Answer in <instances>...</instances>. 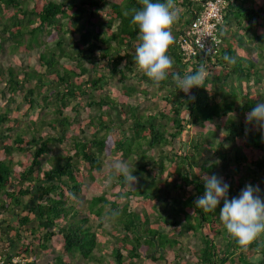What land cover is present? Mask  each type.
<instances>
[{
    "label": "trees",
    "instance_id": "trees-1",
    "mask_svg": "<svg viewBox=\"0 0 264 264\" xmlns=\"http://www.w3.org/2000/svg\"><path fill=\"white\" fill-rule=\"evenodd\" d=\"M227 1L225 25L230 21L241 25L240 17L244 16L249 32L251 21L259 12L264 15L263 6L254 9L252 3L243 6L242 0ZM194 5L193 0H174L180 11L166 52L173 65L167 70V79L156 87L132 59L139 29L130 21L133 10L142 7L140 0H0V41L8 40L11 49L25 52L40 49L37 62L41 67L27 65L19 70L0 63V83L4 86L0 94L9 103L21 94L17 109L24 115L44 108L52 115L19 127L9 107L0 111L2 257L21 256L26 259L23 264H32L39 250L47 252L49 244L58 241L61 253L54 256L52 264H77L69 259L75 255L100 264H140L144 258L187 264L176 249L181 243L177 237L191 231L202 243L194 264H232L235 260L264 264V233L248 246L247 251L255 254L248 258L247 251L230 238L225 227L222 229L217 210L215 216V212L209 214L194 205L205 191L203 175L222 177L229 185V199L238 196L245 185L255 186L259 175L264 176V138L254 124H246V114L264 99V90L257 95L236 92V85L233 91L227 82L232 77L240 84L251 81L258 85L263 81V68L251 61L244 64L243 58L223 43L212 58L197 54L184 61L177 40L189 24ZM182 21L178 28L176 24ZM54 33L57 39L49 45L46 39ZM64 34L70 37L65 39ZM226 55L234 57V62L226 61ZM201 65L207 69L203 86L193 87L189 95L174 86L173 73L184 76ZM112 81L119 84L117 95L104 91ZM145 84L156 88L150 93ZM148 92L149 100H162L161 108L148 112L127 100ZM81 99L85 124L78 118ZM68 107L74 110L73 116L65 113ZM234 111L241 113V118L234 119ZM207 122H215L208 137L211 155L199 159L205 146L201 131ZM43 126L49 127L46 133H41ZM192 128L201 131L189 142ZM217 130L223 132L219 141ZM179 140L187 143V150L174 148ZM65 141L68 146L54 150ZM167 146L172 147L170 151ZM51 151L55 153L50 155ZM15 153L22 154V160L15 158ZM111 154L121 157L137 181L129 187L123 177L114 176L109 188L86 195L84 206H79L84 179H93L101 170V156ZM43 161L47 168L42 167ZM217 166L224 170L222 175ZM241 167L243 174L239 173ZM115 183L120 191L108 198ZM132 197L144 204V209L128 210ZM222 207L223 200L217 209ZM155 210L161 211L155 217L159 222L151 221ZM103 215L114 220L112 236L117 243L109 251L108 262L94 252L101 249L103 240L97 239L92 220ZM161 224L172 228L166 232ZM170 253L172 258L167 260ZM30 257L32 261H28Z\"/></svg>",
    "mask_w": 264,
    "mask_h": 264
},
{
    "label": "clouds",
    "instance_id": "clouds-1",
    "mask_svg": "<svg viewBox=\"0 0 264 264\" xmlns=\"http://www.w3.org/2000/svg\"><path fill=\"white\" fill-rule=\"evenodd\" d=\"M142 7L134 9L131 24L138 26L133 63L138 69L151 79L157 86L168 77V69L173 65L172 59L166 55L167 49L173 42L170 27L179 14V8L174 6V0H165L163 3H153L152 0H140ZM127 15V13H126ZM230 63L234 57L225 56ZM207 76V69L201 65L194 73L181 76L172 74V81L176 88L186 95L193 87L203 86ZM190 99H195L190 96ZM246 124H254L261 131L264 138V99H260L255 107L246 114ZM113 175L123 177V183L132 187L137 177L130 171L123 161L112 163ZM113 177H109L111 181ZM204 193L198 196L194 205L204 212H213L223 200L219 218L222 221L230 238H233L243 251L264 233V198L260 195L258 185L247 184L238 196L228 198L229 185L217 175H203ZM259 259V257H257Z\"/></svg>",
    "mask_w": 264,
    "mask_h": 264
},
{
    "label": "rangeland",
    "instance_id": "rangeland-1",
    "mask_svg": "<svg viewBox=\"0 0 264 264\" xmlns=\"http://www.w3.org/2000/svg\"><path fill=\"white\" fill-rule=\"evenodd\" d=\"M249 2L250 3L253 2V4H255V5L261 4V6L264 7V0H245V1L242 0V4L244 6L246 5L245 7H247V5L250 4ZM100 15L102 18L103 15L102 14H100ZM184 15H185V18L188 19L187 14H184ZM262 18H264V17H262ZM240 19L243 21L241 27L246 26L248 22L246 21L245 17L241 16ZM182 23H184V22L182 21L180 24H176V26H178V28H180L182 26ZM244 24H246V25H244ZM252 25L255 27H252V30H250V34H248L247 36L245 35L246 32H244V30H242V28L238 27L237 25H236V29H234V31L231 30L229 32L230 37H227L226 35L224 36L225 33H220L221 42L223 41V43H225L226 45H229L230 47L234 48L235 55H239V54H242L244 52L251 53L252 51H254L255 47L251 46V44H253L254 46H257V47L260 46L261 49H263V46H264V26L262 27V25L261 24L259 25L257 22H255ZM174 29H175V25L172 24L169 30L172 33ZM240 35L242 36V41L244 39L247 42H248V40L251 41V43L249 42L250 44H248V46H247V48H249V50H246L245 46L237 47V43H239V42H237V38H238V40L241 39ZM63 36L65 39H68L70 37L68 34H64ZM76 37H77V35H74L73 38H76ZM56 39H57V34L54 33V34H51L49 37H47L46 41L49 45H52V44H54ZM0 43H1V46H0V63L3 66L12 65V66L18 68L19 70H21V69L27 68V65H28V66H32V67H36L38 69L39 68L41 69V67H39L38 62H37V55H38L40 49H34L30 52H25V51L20 50V49H15V48L11 49L12 44L8 40H5L3 43L0 41ZM62 61L67 62L65 59H62ZM261 75H263V74H261ZM227 82H228L229 88L232 87L231 89H233V91H234V87H235L234 85H236L237 82L235 80H233L232 77H230ZM242 83L244 85V88L238 90V87L237 88L235 87V91L238 92L240 90H243L245 92H249V90L251 89L250 87L247 86L249 82L246 83L245 81H242ZM250 83H252V82L250 81ZM145 85H146L147 91H149L150 93H151V91H154L156 87H158L156 85H155L156 87L154 85H148V84H145ZM262 85H263L262 87H259V85L254 84L253 85L254 91L256 88L264 90L263 89L264 77H263ZM118 86H119V84H116L115 82L112 81L111 83L106 85V87H105L106 89L104 88V91H110V92H112V94L117 95L118 94ZM0 88H2V89L4 88L2 83H0ZM209 90H210V88H209ZM149 92L146 94V96H144V94L140 93L137 95L130 96L129 98H127V100L132 104H138L140 107L143 108L144 111L149 110L148 112L155 111L156 109L161 108V105L163 104L162 100H159L158 97L149 100V95H150ZM258 92H256V94ZM14 98H15V102L9 103L8 100L6 98H4L3 96H1V94H0V111L4 110L6 107H9L11 110L10 111L11 117L19 120V122H20L19 127L25 126L30 120H35L36 118H39L40 116H44V118H46V119L52 117L51 114L47 113L49 111V109H47V108H44L40 112L36 111V112H33L29 115H24L21 113V110L17 109V104H19L21 102V94H19V93L16 94L14 96ZM83 101L84 100L81 99L82 105L79 108V117L78 118L82 124H85L84 118H85V111L86 110H85V108H83V105H84ZM22 108H23V105H22L21 109ZM147 108H149V109H147ZM65 113L68 115H71V116H73L75 114L74 110H72L70 107L65 109ZM212 123L213 122H211V124ZM188 128H191V127H188ZM210 129L211 128H205L204 130L201 131L199 128V130L195 131L196 129L192 128L191 133H190L191 136L189 137L188 141L191 142L195 136V133L201 131V133H203L202 136H204L203 137L204 139H202L204 141V145H205L204 147L207 146L206 148L209 149V144L211 143L210 138H208ZM48 130H49L48 126H43L41 128V133H46ZM87 131H88V129H87ZM186 131H188V129H186ZM14 133L15 132H13V134ZM216 134H217V132H216ZM210 135H213V134H210ZM184 143H186V142H182L180 140L176 141L174 148H178V147L182 146L185 148V150H187V143L186 144H184ZM66 145H67V141H65L63 144H61L60 147H55L54 150L58 151L60 148H63ZM182 147H180V148L183 149ZM170 148H172V147L167 146L165 149H167V150L169 149V151H170ZM153 152H154L153 150L147 151L148 154H150V153L153 154ZM53 153H55V152L51 151L49 154L52 155ZM156 154H157V152H156ZM14 156H15V158H18L19 160H22V158H23L22 154H18V153H15ZM0 158H3V153L1 151V149H0ZM101 158L103 160V163H102L101 170L98 172V174H95L93 179L89 178V177H86L84 179L83 191L80 195V199L78 202L79 206H82V207L84 206V204L86 202L85 200L87 199L86 195H89L92 193L98 194L100 191H103V190L109 188V186L111 184H113L115 181L114 180L115 177L113 175V169L111 166H112V163L114 161H122L121 157L118 156V154H114V155L111 154V155H106V156L102 155ZM129 163L130 162H128V164ZM48 166L49 165L47 164V162L45 163L43 161L42 167L47 168ZM15 167L18 168L17 166H15ZM217 172L219 175H221L224 171L222 169H218ZM112 176H113V178L111 179V181H109V177H112ZM170 179H174V178L171 177ZM110 189L111 190H110V193H108V198L111 197L110 194L119 192L120 186L118 185V183L117 184L115 183L114 186L111 187ZM176 194H177V191L172 193L173 196L174 195L176 196ZM142 209H144V204L139 202V200L137 198L132 197L128 200V210L140 211ZM156 210H160V208L157 207ZM156 210L150 216L152 222H156V221L159 222L160 221V219L155 220L157 213L161 212V211H156ZM216 210H217L216 212H219L218 209H216ZM214 212L215 211L209 212V214H214ZM216 212L214 214L215 216H216ZM30 215H32V214H30ZM113 221L114 220L110 219L107 215H103L100 219H97L95 217L92 220V224L95 227V231L98 233L97 239L102 238V240H103V245L101 246V244H100L101 249H95L94 252L96 255L103 257L104 261H106V262L111 260V254L109 251L111 250V248L113 246H116V244H117L115 241V238L112 236V230H113V225H114ZM161 225L163 226V228L166 232L170 231L172 228V226L169 224H165V225L161 224ZM221 226H223V228H224V225H221ZM177 238L181 242L180 245L176 246V249L180 255V259H182V261L186 262L187 264H194L195 260H196L195 253L198 250V248L202 245L200 239L197 236L192 235L191 231L188 232L186 235H183V236H180ZM104 240H106V241H104ZM60 253H61V250H60L59 242L58 241H52L49 244V249L47 250V252H42L39 250L38 253H36L37 255L34 258V260L32 261V257H30V258H28V261H32V264H52V260H53L54 256L58 255ZM171 254L172 253H170L167 256V260H171V258H172ZM2 258H4V257H2ZM69 259H71L72 262H76L77 264H100V263L94 262L92 260L86 261L78 255H75L74 257L69 258ZM255 259H257V258H255ZM140 264H163V261L158 260V261L152 262V261H150V259L144 258L143 260L140 261ZM226 264H231V263L227 262ZM232 264H241V263L239 261L235 260V261H233ZM247 264H249V263H247Z\"/></svg>",
    "mask_w": 264,
    "mask_h": 264
},
{
    "label": "built area",
    "instance_id": "built-area-1",
    "mask_svg": "<svg viewBox=\"0 0 264 264\" xmlns=\"http://www.w3.org/2000/svg\"><path fill=\"white\" fill-rule=\"evenodd\" d=\"M193 1L195 5L191 8L189 24L177 40L184 61H189L197 54L212 58L222 47L220 26L224 21L228 1ZM25 261L26 259L20 256H12L10 259L0 256V264H23Z\"/></svg>",
    "mask_w": 264,
    "mask_h": 264
},
{
    "label": "crops",
    "instance_id": "crops-1",
    "mask_svg": "<svg viewBox=\"0 0 264 264\" xmlns=\"http://www.w3.org/2000/svg\"><path fill=\"white\" fill-rule=\"evenodd\" d=\"M243 1H245V0H243ZM238 3V2H237ZM250 3V2H249ZM252 3V5H253V7H254V9L255 8H258V7H260L261 6V4H257V5H255V4H253V2H251ZM250 3V4H251ZM239 4V3H238ZM249 4V5H250ZM249 5H247V7L249 6ZM244 6V5H243ZM246 6V5H245ZM261 17V18H260ZM262 17H264V15H262V13L261 12H259V14L257 15V17L254 19V20H252L251 21V23L252 24H254L255 22H259L258 24H261L262 25V27L264 26V18H262ZM242 23H243V21H242ZM242 23H241V25H242ZM241 25H237L238 27H241ZM244 25H246V24H244ZM248 26V23H247V25L246 26H242L241 28H242V30H244V32H246V36L248 35V34H250V31L248 32L247 30H246V27ZM221 28H220V33H225L224 34V36L226 35H228V36H230V34H229V32L232 30V31H234V29H236V23L234 22V21H230V23L228 24V25H225V20L223 21V23L221 24V26H220ZM253 27H255V26H253ZM246 30V31H245ZM252 30V29H251ZM241 36V35H240ZM241 38H242V36H241ZM249 38V37H248ZM237 40H238V38H237ZM244 41V42H243ZM241 40V42L242 43H237V47H242V46H245L246 47V50H249V48H247V46H248V44H250L251 43V41H249L248 40V42L244 39V40ZM250 42V43H249ZM222 43H223V41H222ZM223 44H225V43H223ZM226 45V44H225ZM251 46H253V47H255V50L254 51H252L251 53H246V52H244V53H242V54H239V55H236L237 57H241V58H243V60H244V64L246 63V61H251V62H255V64H257V65H259V66H262V70L260 71V74H263V76H264V46H263V49H261V47L259 46V47H257V46H254L253 44H251ZM234 49V48H233ZM245 50V51H246ZM234 53H235V50H234ZM242 86V88H243V83H238L237 82V84H236V87L237 86H239V87H241ZM254 84L253 83H248V87H250L251 89L249 90V92L252 94V95H257L256 94V92H258V91H260L261 89H259V88H256L255 89V91H254V89H253V86ZM259 85V87H262L263 85H262V83H259L258 84ZM210 93H211V91H210ZM219 100V98L217 99V101ZM231 116L232 117H234V119H239V118H241V116H242V114L241 113H239V112H236V111H234L233 113H231ZM214 126H215V122H213L212 124H211V122H207L206 123V128H211V129H213L214 128ZM187 127H191V126H189V125H187ZM222 137H223V132H221V131H219V130H217V137H216V141H219V139H222ZM184 144H186V143H184ZM182 147V146H181ZM183 148V151H185V148L184 147H182ZM204 152V153H203ZM211 155V150L210 149H207L206 147H202L201 148V156L199 157V159H206V158H208L209 156ZM213 160V159H212ZM218 161V160H217ZM219 164H220V162L218 161V166H219ZM217 166V169H216V171L218 170V169H220L219 167ZM224 171V170H223ZM224 173V172H223ZM222 173V174H223ZM240 174H243V173H245L244 172V168L243 167H241V169H240V172H239ZM221 174V175H222ZM222 178V177H221ZM256 185H258L259 186V188L261 189V193H260V195L262 196V198H264V176H260L259 175V177H258V180H257V184ZM244 188V187H243ZM242 188V189H243ZM234 189H235V187H234ZM239 192L241 191V189H239L238 190ZM239 194V193H238ZM231 199V198H230ZM222 229H223V226H222ZM253 256H255V254L253 253V251L251 250V251H248L247 252V257L248 258H252Z\"/></svg>",
    "mask_w": 264,
    "mask_h": 264
}]
</instances>
